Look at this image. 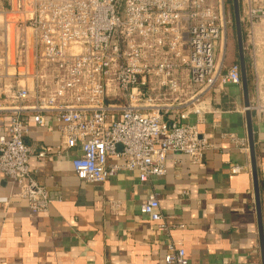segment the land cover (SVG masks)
Returning a JSON list of instances; mask_svg holds the SVG:
<instances>
[{"label": "built area", "instance_id": "1", "mask_svg": "<svg viewBox=\"0 0 264 264\" xmlns=\"http://www.w3.org/2000/svg\"><path fill=\"white\" fill-rule=\"evenodd\" d=\"M5 1L11 8H2L4 27L10 38L8 16L15 14L16 41L13 49L4 44L13 70L3 75L11 103L0 104V174L32 212H46L55 198L33 177L30 157L53 151L27 144L28 121L44 128L50 117L61 137L56 154L78 150L68 158L76 177L89 183L122 170L137 171L146 183L165 174L168 154L198 164L215 147L198 131L210 94L241 85L238 62L225 66L217 56L230 24L226 0ZM239 7L254 58L264 0H239ZM257 94L244 110L261 119ZM230 137L247 151L245 140ZM139 212L157 231L167 230L155 193ZM163 264H188L184 248L167 241Z\"/></svg>", "mask_w": 264, "mask_h": 264}, {"label": "crops", "instance_id": "2", "mask_svg": "<svg viewBox=\"0 0 264 264\" xmlns=\"http://www.w3.org/2000/svg\"><path fill=\"white\" fill-rule=\"evenodd\" d=\"M3 17L1 9L0 43H9ZM256 40L254 58L250 43L243 40L248 104L257 93L264 101V25L258 26ZM12 70L3 52L0 79L6 81L3 75ZM209 102L198 131L215 147L198 164L186 155L168 154L165 174L146 183L139 182L137 171L124 170L103 183L79 180L68 158L78 150L56 154L61 137L50 117L44 128L28 121L27 144L33 151H53L43 158L32 155L29 166L55 201L46 212H32L16 195V185L0 174V264H163L167 241L184 248L188 264H263L259 224L264 243V117L257 119L249 111L259 221L242 85L217 89ZM230 135L245 140L247 151ZM232 165L240 171L233 173ZM149 193L158 197L166 231H157L139 212Z\"/></svg>", "mask_w": 264, "mask_h": 264}, {"label": "rangeland", "instance_id": "3", "mask_svg": "<svg viewBox=\"0 0 264 264\" xmlns=\"http://www.w3.org/2000/svg\"><path fill=\"white\" fill-rule=\"evenodd\" d=\"M4 3H6L5 0H2L0 2V10L3 9H9L11 8L10 4H7L9 6L6 7L4 5ZM225 11L227 13L228 18L230 19V24L228 25V27L226 28V32L224 35V39H223V43L222 45L218 46V50H217V56L220 57L223 61V64L225 66H228L229 64H231L232 62H234L236 59L238 60V50H237V41H236V34H235V29H234V23H233V14H232V4H231V0H226V4H225ZM15 14L12 15V13L10 12V15L8 16V24H9V29L11 31L10 33V45H11V49H13L14 47V41H16L15 35L12 33L13 30V25H14V20H16L15 18ZM4 44L5 43H0V57L3 54L5 48H4ZM9 83L11 81L9 80H1L0 79V88L3 86V83ZM14 82V81H12ZM152 86H155L156 88L158 87V81L153 80L152 81ZM170 99L172 97H169ZM11 99L5 96L0 95V104L1 105H9L11 103L10 101Z\"/></svg>", "mask_w": 264, "mask_h": 264}, {"label": "water", "instance_id": "4", "mask_svg": "<svg viewBox=\"0 0 264 264\" xmlns=\"http://www.w3.org/2000/svg\"><path fill=\"white\" fill-rule=\"evenodd\" d=\"M232 4V14H233V23L234 29L236 34V41H237V50H238V64L240 66V76H241V85L243 88L244 93V104L248 106V87H247V74H246V61L244 56V49H243V37L241 31V20H240V7H239V0H231ZM246 121H247V128H248V140H249V150L252 159V177L254 183V191L256 197V208L258 219L260 221V211H259V204H258V190H257V182H256V171L254 165V158H253V141L251 136V121H250V112L246 111ZM259 232H260V239H261V255L262 261L264 264V243H263V236L261 226L259 224Z\"/></svg>", "mask_w": 264, "mask_h": 264}, {"label": "trees", "instance_id": "5", "mask_svg": "<svg viewBox=\"0 0 264 264\" xmlns=\"http://www.w3.org/2000/svg\"><path fill=\"white\" fill-rule=\"evenodd\" d=\"M245 30H246V26L244 24L243 21H241V31H242V37H243V40H245ZM238 60L236 59L234 62H237ZM246 74H249V66L246 65Z\"/></svg>", "mask_w": 264, "mask_h": 264}]
</instances>
